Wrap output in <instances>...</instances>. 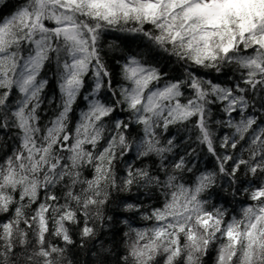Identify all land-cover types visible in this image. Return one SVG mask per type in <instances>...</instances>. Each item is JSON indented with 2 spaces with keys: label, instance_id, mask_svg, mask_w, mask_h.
Wrapping results in <instances>:
<instances>
[{
  "label": "snow or ice",
  "instance_id": "obj_1",
  "mask_svg": "<svg viewBox=\"0 0 264 264\" xmlns=\"http://www.w3.org/2000/svg\"><path fill=\"white\" fill-rule=\"evenodd\" d=\"M218 186L248 202L210 205ZM0 216V264H73L89 243L93 264H264V0H17L0 15Z\"/></svg>",
  "mask_w": 264,
  "mask_h": 264
},
{
  "label": "trees",
  "instance_id": "obj_2",
  "mask_svg": "<svg viewBox=\"0 0 264 264\" xmlns=\"http://www.w3.org/2000/svg\"><path fill=\"white\" fill-rule=\"evenodd\" d=\"M6 2L8 3V7L0 6V15H7L11 10H13V6L17 3V0H6ZM116 35L126 36L127 34H125V33H113L110 35L108 42L111 43L112 37L116 36ZM129 46L132 47L133 50H136V43H131ZM112 55H113V53L109 51L108 56L106 57V60H109ZM161 66L166 71H168L170 75H174V74L179 73V70H178L177 65L175 63L168 62L167 60L161 59ZM173 69H177V71L174 73ZM211 75H215V74H211ZM209 78H211V76H209ZM221 79H223V78L221 77ZM49 115H51V113H49ZM172 131H173V133H175L176 129H172ZM181 135L184 136L187 134L182 132ZM193 147H195V145H193ZM181 151H182V149H181ZM129 162H132V161L129 159ZM195 163L198 164V166L201 170H205V169L212 170L215 166V161L209 155H207L205 152H200V157L198 160L195 161ZM221 184H223L222 181H221ZM245 186H247V185H245ZM223 187L227 188V185H223ZM126 195H129L132 197V199H130L128 202H134L138 196V194L135 192V190H133L132 193L126 194ZM138 198L141 200L145 199V197H143V196H139ZM208 199L210 201V205L215 204L217 206L225 205L226 199L228 201H231L230 204L225 205L228 207L230 213H232V209H235L236 213H238L239 210L243 206H245L246 203L248 202L247 197L245 195H243V193L237 194L235 196V198H233L232 194L229 191H222L220 186H218L214 191H212L208 195ZM113 210L121 211L122 208H118L117 203H113L109 206L108 209H106V214L108 216L114 215ZM29 214H31V210H29ZM128 215H130V214L125 213L124 215L118 216V219L121 221V223H117L114 226L116 229L120 230L116 233V240L117 241H119L121 239L123 232L127 231V226L125 224H123L122 221ZM6 219H8V217L0 216V222L4 221ZM129 223L132 224L134 227H143L144 226V222L141 221L139 219V217L135 218L134 220H130ZM70 230L73 233L74 239H77L78 237L76 236V233L79 231V229L75 225H73ZM112 238L113 237H112L110 232H109V234L101 237V239L106 242L105 247H108V248L112 247V245L110 243H107L108 241H111ZM53 239H55V238H53ZM98 247H99V244H97V248ZM119 247L122 250L124 245L120 244ZM95 252H96V248H93L91 243H89L86 247H83V248L79 247V246H74L71 248V250L69 252V258L73 261V264H93V262L96 260ZM214 257H215V253L213 252L212 255H210L207 258L206 264H214ZM109 264H111V261L109 262Z\"/></svg>",
  "mask_w": 264,
  "mask_h": 264
}]
</instances>
